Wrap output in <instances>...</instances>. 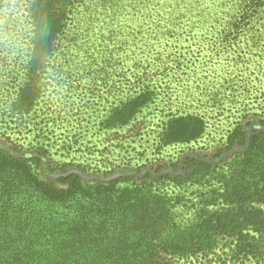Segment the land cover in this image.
Segmentation results:
<instances>
[{"label":"trees","instance_id":"obj_1","mask_svg":"<svg viewBox=\"0 0 264 264\" xmlns=\"http://www.w3.org/2000/svg\"><path fill=\"white\" fill-rule=\"evenodd\" d=\"M206 39L227 61L210 80L184 56ZM263 61L264 0H0V81L14 89L3 103L32 137L29 155L0 145V264H264V111L235 114L219 160L188 153L90 180L49 151L67 74L127 83L102 121L116 130L169 87L232 110L259 92ZM160 126L165 149L198 140L207 120L177 107Z\"/></svg>","mask_w":264,"mask_h":264},{"label":"rangeland","instance_id":"obj_2","mask_svg":"<svg viewBox=\"0 0 264 264\" xmlns=\"http://www.w3.org/2000/svg\"><path fill=\"white\" fill-rule=\"evenodd\" d=\"M186 44L189 47L184 53L186 60H190L195 67L204 69L205 73L209 74L207 80L212 79V71L221 69L227 63L226 57L211 50L215 47L208 39ZM262 66L258 79L253 80L250 86L256 87L259 92L252 91L251 96L247 94V97L242 99L243 104L238 103L232 110L227 108L232 107L231 103H228L224 110L206 109L198 104L194 97L191 99L183 95L181 89L187 88L169 87L164 88L161 100L148 106L132 125L116 130L103 128L102 121L114 104L131 93L127 83L121 80L110 86L109 82H90L88 77L72 84V76L67 74L57 88V91H60L52 92L58 96L59 102L53 112L57 127L52 126L49 133L56 139V142L51 140L50 155L62 161L83 163L89 173H84L83 176L90 180L99 178L103 173L109 175L104 176L102 180H109L121 173H129L128 168L133 166L151 165L157 159L168 160L188 153L219 160L223 156H214L223 147L229 132L240 119V116H236L244 114L243 111L247 109L251 113L264 111V61ZM65 79L67 81H64ZM193 81L195 79L191 80ZM167 82L168 80L165 83ZM11 89L12 91L8 90L0 81V137L3 140L0 145L9 146L13 141H17V144L24 145V148L18 149L29 155V141L32 138L29 137V130H16L17 123L8 112L6 113V105L3 103L9 100V95L14 91ZM177 107L191 111L194 109L197 113L204 114L207 120L206 132L198 140L188 144L157 149L156 139L161 129L160 124L166 119L167 112L174 111ZM239 108L240 110H237ZM252 127H260V123L257 120L252 121L247 130Z\"/></svg>","mask_w":264,"mask_h":264}]
</instances>
